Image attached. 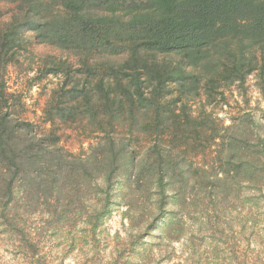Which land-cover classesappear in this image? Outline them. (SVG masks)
Wrapping results in <instances>:
<instances>
[{
	"label": "trees",
	"instance_id": "1",
	"mask_svg": "<svg viewBox=\"0 0 264 264\" xmlns=\"http://www.w3.org/2000/svg\"><path fill=\"white\" fill-rule=\"evenodd\" d=\"M13 1L18 8L0 27V264H65L68 255L74 262L67 264H162L174 256L170 243L180 240L179 231L194 225L199 233L221 237L201 255L191 251L182 264H264V227L244 222L241 230L253 238L230 240L224 234L230 221L225 216L226 223L216 221L223 215L218 210L212 217L205 213L198 224L135 223L133 199L143 183L134 162L137 146L123 142L116 148L121 136L137 143L147 132L146 167L160 168L159 183L170 180L172 149L189 145V128L197 133L199 125V135L210 129L209 117L200 121L182 97L209 99L218 89L242 86L247 75L263 71L264 0ZM24 32L75 59L48 63L45 73L61 81L43 110L45 131L22 117V97L6 88L5 68L27 51ZM121 56L122 62L109 60ZM159 56L179 60L170 63ZM173 92L176 98L168 100ZM178 105L185 106L182 122ZM74 124L102 134L104 142L91 145L84 156L60 148L61 131ZM221 130L233 127H215L209 138L223 139ZM258 135V142L251 137L245 149L231 146L234 164L213 176V200H222V209L233 181L257 192L249 202L264 209V139ZM204 174L202 182L209 179ZM183 177L186 188L190 180ZM86 191L82 209L75 198ZM122 206H127L130 232L110 236L105 222ZM79 221L83 226L76 230Z\"/></svg>",
	"mask_w": 264,
	"mask_h": 264
},
{
	"label": "rangeland",
	"instance_id": "2",
	"mask_svg": "<svg viewBox=\"0 0 264 264\" xmlns=\"http://www.w3.org/2000/svg\"><path fill=\"white\" fill-rule=\"evenodd\" d=\"M17 6L18 3L13 0L0 1V27L10 23L18 8ZM23 37L27 41V51L19 53L16 61L5 68L6 88L7 92L22 97L25 105L22 117L37 124L45 131L49 126L42 123L43 110L52 96V91L59 86L61 81L60 76L45 73L48 63L51 58L67 60L72 63L75 62V59L73 54L58 47L37 43L32 32H24ZM161 58L167 62L170 61V63L179 60L177 56L171 58L159 56V59ZM123 59L125 56L117 59L109 58L110 61L116 63L122 62ZM259 64L264 68V61ZM192 96L182 97V100L189 106L192 115L200 118V121L205 116L209 117L210 121H207L206 126L210 129L202 130L203 133L199 135L198 132L201 129L199 125H196L197 133L189 128V145L172 149L168 157L170 167H172L169 171L170 180L159 183L157 178L160 174V168L156 166L154 169L148 170L146 167V155L151 146V139L146 136L147 132L143 131L142 136L138 137L137 143L134 142V139L127 138L126 134V136L120 137L119 145L116 148H122L123 142L132 148L137 146L135 154L137 157L134 162H137L136 172L137 175H141L143 182L137 186L136 195L133 199L135 201L133 209L136 213V219L133 220L135 223L144 222L149 225L158 223V226L164 220L172 219V222L185 220L190 225L203 222V219L207 217L205 213L212 217L218 210V213L223 215L217 214L216 221L226 223L223 220L224 216L226 220L228 218L230 221V227L224 232L227 238L230 240L235 238L243 242L249 241L253 236L251 232L241 230L244 222H249L248 225L253 222L258 229L264 227V209H256L254 208L256 205L249 202L250 194L253 193V196H257L258 193L250 192L246 183L233 181L230 184L231 195L224 202L225 209H222L220 207L222 200L219 202L216 199L213 200V190L215 189L213 176L222 168L232 167L231 164H234L237 156L230 151L231 146L237 145L241 149H245L250 143V138L253 137L250 135L252 130L257 128L255 137H253L254 141L258 142L256 136L258 133L259 138L264 139V69L247 75L242 86L234 83L218 89L217 93H212L209 99H206L204 95ZM174 98H176L175 92L170 95L168 100ZM176 108H179L176 113L181 114V110L185 106L178 105ZM180 119L182 122L183 114L180 115ZM221 126H231L233 130L228 132L221 130L219 132L223 139L211 140L209 137L213 134V128L220 129ZM81 127L82 125L74 124L71 128L62 130L61 141L58 146L74 155L84 156L89 154L91 145L95 147L104 142L101 140L102 134L92 133L90 129L82 131ZM183 127L186 126L183 124ZM168 148L166 147V150ZM95 155L97 154L95 153ZM261 155L264 154L261 153ZM204 172L209 175V179L202 182ZM183 175L190 180L186 188H184ZM232 175L235 174L232 172ZM83 177L87 178L88 173H84ZM147 178L149 181L144 183ZM84 184L82 183L81 186L83 190ZM162 191H164L163 194H161ZM176 192H179L180 196H177ZM87 197L86 191L82 197L75 198L80 208L83 209L87 205ZM188 197L190 200L186 199ZM257 200L261 202L260 199ZM254 202L257 201L254 200ZM126 210L127 206L114 209L112 216L105 222L104 227L110 236L118 233L124 237L126 233L130 232V219L129 215L125 214ZM82 226L80 221L76 222L75 229L79 230ZM197 229V225H194L179 231L182 236L180 240L170 243L174 256L171 260H164L162 264H182L191 251L201 255L208 249L212 239L220 240V233L203 234L199 233ZM157 232L158 230L152 234H157ZM245 245L246 243L242 244L241 248ZM251 246L253 248L252 244ZM168 251L171 249L169 248ZM5 257L8 258V256ZM73 262L72 255H68L65 264Z\"/></svg>",
	"mask_w": 264,
	"mask_h": 264
}]
</instances>
